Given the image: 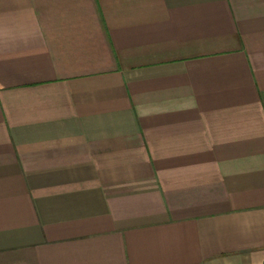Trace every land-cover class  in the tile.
<instances>
[{"label":"crops","instance_id":"crops-1","mask_svg":"<svg viewBox=\"0 0 264 264\" xmlns=\"http://www.w3.org/2000/svg\"><path fill=\"white\" fill-rule=\"evenodd\" d=\"M0 264H264V0H0Z\"/></svg>","mask_w":264,"mask_h":264}]
</instances>
